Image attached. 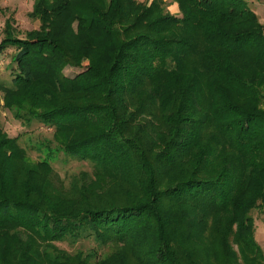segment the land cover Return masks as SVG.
<instances>
[{
	"label": "trees",
	"instance_id": "trees-1",
	"mask_svg": "<svg viewBox=\"0 0 264 264\" xmlns=\"http://www.w3.org/2000/svg\"><path fill=\"white\" fill-rule=\"evenodd\" d=\"M28 16L23 37L5 21L1 106L53 132L32 159L0 125V264L261 257L264 29L247 0H33ZM59 153L90 171L61 178Z\"/></svg>",
	"mask_w": 264,
	"mask_h": 264
},
{
	"label": "rangeland",
	"instance_id": "rangeland-1",
	"mask_svg": "<svg viewBox=\"0 0 264 264\" xmlns=\"http://www.w3.org/2000/svg\"><path fill=\"white\" fill-rule=\"evenodd\" d=\"M247 2L249 7L257 14L264 29V0H247ZM32 4L33 0H0V40L3 38V28L8 18L13 20L12 25L15 27V31L18 33L19 37H23L25 31L38 27V21L28 16ZM169 10L173 13L171 9ZM15 51L13 47H8L0 54V83L7 84L12 78V71L16 66L12 60ZM82 70V68L66 66L63 69V73L66 76L72 77ZM1 97L2 93L0 92V125L2 129L10 137L18 136L19 142L26 148L28 155L32 159H37L39 157V152L36 151V147L33 145L45 141L46 139H51L53 129L36 122L28 126L22 124L14 119L9 110L1 106L3 104ZM50 163L58 175L65 180L71 174L77 173L80 170L90 171L89 164L65 160L61 153L57 154L52 161L50 160ZM251 215L254 218L255 224L254 239L261 251V257L253 255L252 261L250 259L251 263H246L249 261L248 258L247 261L245 260L244 263L241 262L240 264H264V211L253 210ZM57 245L68 252L80 250L83 253L92 252L93 249L97 247L92 239L83 240L74 245L68 242H58ZM233 247L236 248L235 246ZM247 255L250 257L249 253Z\"/></svg>",
	"mask_w": 264,
	"mask_h": 264
},
{
	"label": "crops",
	"instance_id": "crops-1",
	"mask_svg": "<svg viewBox=\"0 0 264 264\" xmlns=\"http://www.w3.org/2000/svg\"><path fill=\"white\" fill-rule=\"evenodd\" d=\"M176 6H177V4L176 3H173L169 7L173 13H178V8Z\"/></svg>",
	"mask_w": 264,
	"mask_h": 264
},
{
	"label": "clouds",
	"instance_id": "clouds-1",
	"mask_svg": "<svg viewBox=\"0 0 264 264\" xmlns=\"http://www.w3.org/2000/svg\"><path fill=\"white\" fill-rule=\"evenodd\" d=\"M176 7L178 8V5Z\"/></svg>",
	"mask_w": 264,
	"mask_h": 264
}]
</instances>
